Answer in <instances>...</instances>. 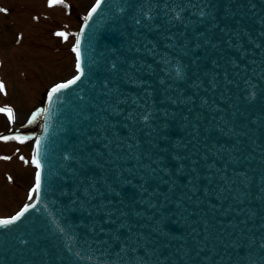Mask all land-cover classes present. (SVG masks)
Here are the masks:
<instances>
[{
	"label": "water",
	"instance_id": "obj_1",
	"mask_svg": "<svg viewBox=\"0 0 264 264\" xmlns=\"http://www.w3.org/2000/svg\"><path fill=\"white\" fill-rule=\"evenodd\" d=\"M97 4L0 264H264V0Z\"/></svg>",
	"mask_w": 264,
	"mask_h": 264
},
{
	"label": "rangeland",
	"instance_id": "obj_2",
	"mask_svg": "<svg viewBox=\"0 0 264 264\" xmlns=\"http://www.w3.org/2000/svg\"><path fill=\"white\" fill-rule=\"evenodd\" d=\"M92 1L63 0L60 5H50V0H0V9L4 10L0 12V81L7 84V93L0 94V108L13 110L16 126L25 122L31 107L38 102L40 91L74 72L71 45L79 21L75 14L71 15L68 2L76 12L84 13ZM14 7L16 12L12 11ZM34 12L38 15L35 23L29 19ZM56 32H63L65 36H57ZM6 122L12 123L6 112H0V131L7 127ZM31 142L30 138H19L0 145V153L10 151L8 160L2 157L0 160L4 165L0 166L2 216L13 213L31 194L30 190L26 197L33 174V167L28 163ZM23 143L25 146L19 145Z\"/></svg>",
	"mask_w": 264,
	"mask_h": 264
},
{
	"label": "snow or ice",
	"instance_id": "obj_3",
	"mask_svg": "<svg viewBox=\"0 0 264 264\" xmlns=\"http://www.w3.org/2000/svg\"><path fill=\"white\" fill-rule=\"evenodd\" d=\"M56 3H63V0H50V5L51 4H56ZM98 7H99V4H97L96 7L92 8L91 12H89V14H88L89 17H91L92 13H94ZM0 11H4V10L0 9ZM55 35H57V36H65V34L63 32H56ZM73 50L77 54V65H76L77 70L81 71L80 63H79V56H80L79 46L77 45V47L74 48ZM79 79H80V76L77 75L73 80L68 81L66 84L56 85L55 87H53L51 89V93H56V92L60 91V89L67 88L70 84L76 83V81L79 80ZM3 90H4V85L2 83H0V91H3ZM49 99H51V94L49 95ZM0 112H6L7 113L9 122H12L14 120L13 110L11 108H6V109L5 108H0ZM34 119H35V114L33 115V117L31 119L28 120V123L31 124ZM3 139L4 140L19 139V137H8V136H5V137H3ZM21 142H23V141L21 140ZM36 151H37V157H38L39 156V152H40L39 142H37ZM3 159H9V158L8 157H3ZM33 163L36 164L37 168L40 167V162H39L38 158L34 157ZM39 189H40V173L37 172L35 187L33 188L32 191L38 193ZM31 198L32 197H31V194H30L29 195V199H31ZM27 210H28V208L26 206L24 211H27ZM21 215H23V212L19 213L17 216L13 217L11 220H0V224L13 223L15 220H18Z\"/></svg>",
	"mask_w": 264,
	"mask_h": 264
}]
</instances>
